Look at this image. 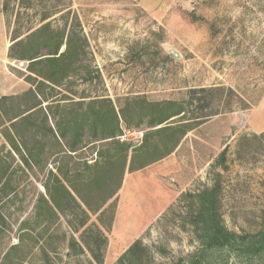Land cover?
<instances>
[{
    "label": "rangeland",
    "instance_id": "374dc122",
    "mask_svg": "<svg viewBox=\"0 0 264 264\" xmlns=\"http://www.w3.org/2000/svg\"><path fill=\"white\" fill-rule=\"evenodd\" d=\"M42 22L66 32L73 29L87 41L80 75L53 90L44 87V108L62 98L108 97L116 106L134 96L181 100L190 88L213 85L231 88L232 99L235 93L247 108L211 115L170 154L125 170L116 193L84 225L81 215L62 213L52 238L37 235L41 227L35 230L31 235L37 243L28 240L15 250V261L118 264L139 240L146 249L140 252L141 264H186L200 242L191 223L192 200L185 194L210 187L217 172L218 212L225 227L241 232L263 226L264 0H0V97L29 87L26 63L7 56L13 31L25 33ZM190 109L196 111L195 104ZM12 114L0 109V156L15 169L18 183L12 201L0 210L4 247L12 237L17 240L19 221L29 215L46 179V172L28 169L10 150L2 131ZM147 130L123 126L119 138L138 145ZM108 149L110 144L98 141L78 153L79 161ZM224 149L223 165L219 157ZM115 184L110 182L107 191ZM99 200L89 198L93 204ZM206 259L208 264H264V257L247 260L225 250L209 252Z\"/></svg>",
    "mask_w": 264,
    "mask_h": 264
},
{
    "label": "trees",
    "instance_id": "16d2710c",
    "mask_svg": "<svg viewBox=\"0 0 264 264\" xmlns=\"http://www.w3.org/2000/svg\"><path fill=\"white\" fill-rule=\"evenodd\" d=\"M86 43V38L73 29L68 32L53 29L49 22H42L25 33L18 30L12 33L7 56L26 63L24 80L29 87L19 95L0 97V109L13 113L5 120L8 124L2 133L23 165L46 172L43 192L36 194L29 215L19 221L18 242L13 246L16 250L26 246L28 240L33 245L37 243L31 234L40 227L37 235L43 237L49 233L48 238H52L62 213L81 215L80 224L84 225L90 213L99 212L116 193L125 170H137L170 154L188 131L211 115L247 108L235 93L233 100V90L224 85L190 88L187 98L181 100L153 101L134 96L124 98L116 106L108 97L69 101L62 98L54 106L46 104L44 108L42 104L47 101L44 87L53 90L80 75ZM192 104L196 111L190 112ZM123 126L148 130L141 143L133 145L128 140H120ZM98 141L110 144L111 150H98L97 157L80 162L78 153ZM224 155L225 149L219 157L221 164ZM15 172L0 156V210L12 201L10 197L18 189L13 178ZM215 176L210 187L185 194L192 200L191 223L200 242L186 264H208L206 254L214 250H225L247 260L264 257V210L261 228L241 232L227 229L218 212L221 186L219 173ZM113 180L116 181L114 188L107 191V185ZM89 198L100 200L93 204ZM0 223H5L1 214ZM143 250L146 249L141 241H134L118 259V264H141ZM42 251L47 256V251ZM16 264H23L22 258H17Z\"/></svg>",
    "mask_w": 264,
    "mask_h": 264
},
{
    "label": "crops",
    "instance_id": "0c3cea01",
    "mask_svg": "<svg viewBox=\"0 0 264 264\" xmlns=\"http://www.w3.org/2000/svg\"><path fill=\"white\" fill-rule=\"evenodd\" d=\"M10 227L11 226L9 225L6 232L10 231ZM2 230H5V228H3L0 223V233L1 234H3ZM13 239H15V237H12V241L6 247L2 246V242H0V264H16V261H17V260L15 261V250L16 249L13 246L17 244L18 238L17 240H13ZM13 251H14V256H13ZM23 264L25 263L23 262Z\"/></svg>",
    "mask_w": 264,
    "mask_h": 264
},
{
    "label": "water",
    "instance_id": "95a60500",
    "mask_svg": "<svg viewBox=\"0 0 264 264\" xmlns=\"http://www.w3.org/2000/svg\"><path fill=\"white\" fill-rule=\"evenodd\" d=\"M175 55V54H174Z\"/></svg>",
    "mask_w": 264,
    "mask_h": 264
}]
</instances>
